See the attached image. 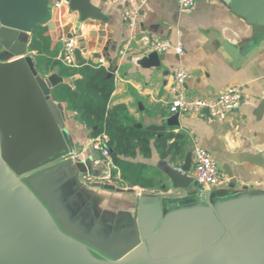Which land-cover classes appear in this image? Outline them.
Returning a JSON list of instances; mask_svg holds the SVG:
<instances>
[{"label":"water","instance_id":"obj_1","mask_svg":"<svg viewBox=\"0 0 264 264\" xmlns=\"http://www.w3.org/2000/svg\"><path fill=\"white\" fill-rule=\"evenodd\" d=\"M53 1L0 0V264H264V188L205 189L191 153L163 165L174 194L82 180L90 164L72 158L60 83L28 54L35 29L53 26ZM228 7L264 40V0Z\"/></svg>","mask_w":264,"mask_h":264},{"label":"crops","instance_id":"obj_2","mask_svg":"<svg viewBox=\"0 0 264 264\" xmlns=\"http://www.w3.org/2000/svg\"><path fill=\"white\" fill-rule=\"evenodd\" d=\"M228 1L197 0L192 9L183 10L177 0H138L139 18L135 27L122 18L129 9L126 3L113 0L64 2L54 9L53 26L42 30L40 63L39 50L29 47L28 54L34 55L41 75L74 89L76 80L81 77L78 71L81 62L107 68L114 74L115 84L110 106L124 105L128 121L138 129L165 126L167 132L183 135L181 151L176 155L163 157L153 140L151 157L138 155L131 159L146 166V175L155 181L154 188L124 182L115 165L117 187L131 186L136 191L161 196L177 193L167 187L169 179L163 165L181 168L191 153L192 166L188 173L191 175L193 152L200 146L208 150L217 163L224 181L220 187L264 188V40L254 41L253 27L229 9ZM64 37H75L78 41L79 67L77 73L68 77L61 73L60 67L66 66L61 59ZM152 37L181 42L183 54L162 52L158 65L143 66L141 60L148 56L144 46ZM33 38L32 34L29 46ZM180 65L188 70L186 89L191 97L213 99L227 87L241 85L250 101L243 102L225 121L171 114L170 86ZM55 101L64 111L76 153L82 152V158L91 164L96 157L88 145L94 138L76 120L66 101ZM93 167L100 174L105 172L103 168Z\"/></svg>","mask_w":264,"mask_h":264},{"label":"trees","instance_id":"obj_3","mask_svg":"<svg viewBox=\"0 0 264 264\" xmlns=\"http://www.w3.org/2000/svg\"><path fill=\"white\" fill-rule=\"evenodd\" d=\"M44 26H38L31 41L32 50H39ZM81 77L76 80V88L68 84H59L53 90V98L59 102L66 101L76 120L84 125L92 138L106 135L112 149L114 164L121 171L124 182L131 186L152 189L155 181L146 175V166L134 163L138 155L144 158L151 157L152 141L162 151L163 157L180 153L181 134L167 132L165 126L152 125L138 129L128 121L127 109L124 105L110 106L111 96L115 90L113 78L108 77V69L103 66H91L85 62L80 63ZM61 73L68 77L77 73L74 67L61 65Z\"/></svg>","mask_w":264,"mask_h":264},{"label":"built area","instance_id":"obj_4","mask_svg":"<svg viewBox=\"0 0 264 264\" xmlns=\"http://www.w3.org/2000/svg\"><path fill=\"white\" fill-rule=\"evenodd\" d=\"M114 3H126L129 6L122 18L129 26L135 27L138 24L139 4L138 0H113ZM197 0H177L179 7L183 10H190L196 5ZM63 0H54V9L63 5ZM61 59L68 67H79L76 57L78 41L75 37H64L62 39ZM145 55L157 52L173 51L182 55L184 51L181 42L174 43L171 40L152 37L147 40L144 46ZM100 63H104L100 60ZM189 76L188 70L180 65L175 70L170 86L172 100L170 103V113L175 115H190L203 120H227L235 111H237L243 102H249L250 99L245 96L244 87L241 85L229 86L213 99H201L191 97L186 89V80ZM109 137L99 136L91 140L88 145L89 150L95 155L93 163L95 166L103 168L105 172L94 178L87 174L82 175V180L91 185H115L116 177L113 170L116 168L112 159V149L109 145ZM75 161H83L82 152H75L72 155ZM203 188H217L223 185L219 168L211 153L196 146L193 152V167L190 175ZM96 181V182H95Z\"/></svg>","mask_w":264,"mask_h":264},{"label":"rangeland","instance_id":"obj_5","mask_svg":"<svg viewBox=\"0 0 264 264\" xmlns=\"http://www.w3.org/2000/svg\"><path fill=\"white\" fill-rule=\"evenodd\" d=\"M93 162L90 164V169H89V175L93 176L94 178H98L100 176V171L96 168L93 167ZM96 182V181H95Z\"/></svg>","mask_w":264,"mask_h":264}]
</instances>
